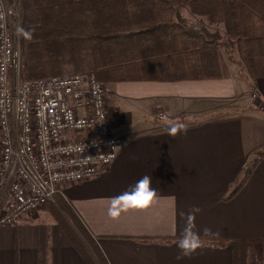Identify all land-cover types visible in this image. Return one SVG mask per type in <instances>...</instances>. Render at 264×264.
I'll return each mask as SVG.
<instances>
[{"label": "crops", "instance_id": "crops-1", "mask_svg": "<svg viewBox=\"0 0 264 264\" xmlns=\"http://www.w3.org/2000/svg\"><path fill=\"white\" fill-rule=\"evenodd\" d=\"M229 72L226 79L111 86L107 100L112 127L122 138L118 157L95 177L60 185L61 195L85 222L109 264H234L231 244L204 243L190 258L177 259V243L193 207L201 209L194 231L202 239L264 242V158L238 194L223 198L226 188L252 163V151L264 144V136L245 132V118H253L254 109L264 110V78L254 79L237 66ZM160 113L165 119L158 117ZM169 122L185 123L187 132L168 135ZM145 175L157 189L156 202L110 218L111 198ZM43 225H51V264H86L59 230L48 204L43 211L0 228V264H39ZM205 228L219 235L205 237ZM171 237L173 241L164 242ZM262 245L249 248L247 264H261L254 253L261 249L264 255Z\"/></svg>", "mask_w": 264, "mask_h": 264}, {"label": "trees", "instance_id": "trees-1", "mask_svg": "<svg viewBox=\"0 0 264 264\" xmlns=\"http://www.w3.org/2000/svg\"><path fill=\"white\" fill-rule=\"evenodd\" d=\"M185 4L210 22L223 24L228 35L224 48L220 32L190 25L181 17L179 8ZM20 6L21 73L26 80L79 72H93L110 86L130 81L226 79L231 63L254 79L264 78V0H21ZM251 155L252 163L226 188L225 200L239 193L263 160L264 144ZM54 200L56 205L50 201L48 206L59 230L86 264H109L75 208L60 192ZM39 237L38 263L51 264V225L40 226ZM203 240L213 246L231 244L234 264H247L249 248L264 244ZM254 255L264 264L261 249Z\"/></svg>", "mask_w": 264, "mask_h": 264}, {"label": "built area", "instance_id": "built-area-1", "mask_svg": "<svg viewBox=\"0 0 264 264\" xmlns=\"http://www.w3.org/2000/svg\"><path fill=\"white\" fill-rule=\"evenodd\" d=\"M20 5L0 0V228L43 211L60 185L99 175L122 145L111 86L95 73L23 78Z\"/></svg>", "mask_w": 264, "mask_h": 264}, {"label": "clouds", "instance_id": "clouds-1", "mask_svg": "<svg viewBox=\"0 0 264 264\" xmlns=\"http://www.w3.org/2000/svg\"><path fill=\"white\" fill-rule=\"evenodd\" d=\"M27 35V34H26ZM30 38V36H29ZM181 132H187V125L183 122L172 123L168 125V135L175 137ZM157 189L152 186L151 176L145 175L141 177L134 185L111 198V203L108 208V215L112 219H117L122 213L129 210H144L152 206L157 199ZM201 211L199 207H193L187 216V224L181 238L177 243L180 254L177 259L191 257L198 250L205 247L204 240L201 235L194 231L195 216ZM205 237L218 236L219 233H213L211 229L203 230Z\"/></svg>", "mask_w": 264, "mask_h": 264}, {"label": "rangeland", "instance_id": "rangeland-1", "mask_svg": "<svg viewBox=\"0 0 264 264\" xmlns=\"http://www.w3.org/2000/svg\"><path fill=\"white\" fill-rule=\"evenodd\" d=\"M179 12H180L181 17L184 20H186V22L190 25H195L197 27L199 26L205 27L209 31H212V32L214 31L220 32L221 35L223 36V38L221 39L222 48L225 47L224 43L228 35H226L225 33L223 24H217V23L210 22L207 16L193 12L190 6L187 4L182 5L179 8ZM230 67L233 68L232 63L230 64ZM79 73H91V72H79ZM72 75H75V74H72ZM254 110H256V113L252 114L253 118H248V117L245 118V132L246 134L250 133L255 138H262L264 136V126H263L264 125V110H262L261 108H258V110L257 109H254Z\"/></svg>", "mask_w": 264, "mask_h": 264}, {"label": "water", "instance_id": "water-1", "mask_svg": "<svg viewBox=\"0 0 264 264\" xmlns=\"http://www.w3.org/2000/svg\"><path fill=\"white\" fill-rule=\"evenodd\" d=\"M249 171V169L247 170V172Z\"/></svg>", "mask_w": 264, "mask_h": 264}]
</instances>
